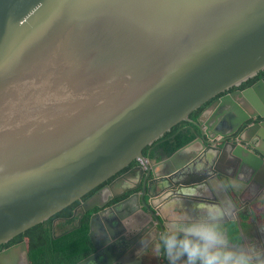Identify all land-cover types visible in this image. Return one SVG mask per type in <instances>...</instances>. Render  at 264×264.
<instances>
[{
    "label": "water",
    "instance_id": "water-1",
    "mask_svg": "<svg viewBox=\"0 0 264 264\" xmlns=\"http://www.w3.org/2000/svg\"><path fill=\"white\" fill-rule=\"evenodd\" d=\"M262 70L264 0H0V245L137 160L139 173L75 209L79 225L99 209L95 252L78 264H168L141 252L144 238L207 198L230 199L239 237L264 246V204L243 202L251 178L234 183L239 170L264 174V122L244 127L264 116V77L190 118ZM184 120L195 138L150 166L143 150ZM189 161L203 170L187 172ZM200 183L207 197L178 196ZM0 264H31L27 241L0 250Z\"/></svg>",
    "mask_w": 264,
    "mask_h": 264
},
{
    "label": "clouds",
    "instance_id": "clouds-1",
    "mask_svg": "<svg viewBox=\"0 0 264 264\" xmlns=\"http://www.w3.org/2000/svg\"><path fill=\"white\" fill-rule=\"evenodd\" d=\"M187 172L202 171L203 165L189 161ZM219 187L223 188V185ZM209 188L200 183L182 186L178 196L207 197ZM184 204V199L174 200ZM195 216L184 213L169 218L162 233L147 234L141 252L163 254L168 264H264V246L254 240L245 242L243 236L233 237L224 227L233 215L230 199L218 202L202 199L195 205Z\"/></svg>",
    "mask_w": 264,
    "mask_h": 264
},
{
    "label": "trees",
    "instance_id": "trees-1",
    "mask_svg": "<svg viewBox=\"0 0 264 264\" xmlns=\"http://www.w3.org/2000/svg\"><path fill=\"white\" fill-rule=\"evenodd\" d=\"M262 77H264V70L242 83L239 88L243 89L250 87ZM209 102L205 103V105ZM205 105H202L191 113L190 118L196 120ZM183 126L186 127L182 128ZM192 128L199 131L198 127L191 121H181L157 141L162 140L161 146L164 147L165 152L172 154L195 138L196 134L192 131ZM149 146L143 150V153L147 156L149 155ZM154 154L155 153H152V156ZM97 188L84 195L82 199L65 207L50 219L29 228L25 232L15 236L9 242L1 244L0 250L26 240L28 243L31 264H78L80 261L95 252V246L90 236V221L92 214L97 209L87 211L82 216L80 225L78 222L80 216L75 215V209L84 200L98 191ZM241 217L243 220H248V212L246 210L242 211ZM56 220L58 221L56 222ZM230 228L233 237H239L237 223L231 222ZM56 234H61V236L58 237Z\"/></svg>",
    "mask_w": 264,
    "mask_h": 264
},
{
    "label": "flooded vegetation",
    "instance_id": "flooded-vegetation-1",
    "mask_svg": "<svg viewBox=\"0 0 264 264\" xmlns=\"http://www.w3.org/2000/svg\"><path fill=\"white\" fill-rule=\"evenodd\" d=\"M244 83V82H243ZM248 87H246V88H239V86H234V87H231L230 89H227V90H225L224 92H222L221 94H219V95H217L215 98H213V99H211L210 100V102L208 103V104H210L213 100H215L216 98H218V97H221V96H223V95H226V94H232V93H234V92H236L237 90H245V89H247ZM207 104V105H208ZM205 105V104H204ZM207 105H205L204 106V108L207 106ZM203 108V109H204ZM203 109H202V111H203ZM201 111V112H202ZM200 115H201V113L198 115V117H197V119L200 117ZM196 119V120H197ZM195 120V119H194ZM262 122H264V116H260V115H258V116H255V117H252V118H250L246 123H245V126L244 127H246V126H248V125H255V124H257V123H262ZM186 126H183L182 128H185ZM243 130V128H241L238 132H236L235 134H233V135H230V136H228V137H226L225 138V140H223V138H219L220 139V144H222V143H224V142H230V141H235L236 142V140L238 141V139H239V137L241 136H244V133L242 134V131ZM173 136V135H172ZM161 142H162V140H160V141H156V142H154L152 145H150L149 146V149H148V156L147 155H145V156H147L148 157V164H150V166L151 165H153L154 163H156V161H158L159 159H160V156L161 155H163V154H165L166 152H165V149H164V147H162L161 146ZM246 145V144H245ZM152 153H155L153 156H152ZM151 154V155H150ZM140 165V162L139 161H137V160H135V161H133L128 167H126L127 169H123V170H121L120 172H118L116 175H114L113 177H111L109 180H107V181H105L104 183H102V185H99L98 186V190L99 189H101L102 187H104L105 185H107V184H109V183H111L112 181H114L115 179H117L118 177H120V176H122L123 174H126L127 172H130V171H133V172H135V173H139V169L137 168L138 166ZM146 173H147V171H146ZM146 173H145V175H146ZM248 173H250V172H243V171H241L240 172V170L238 171V172H236L235 173V176L236 177H239L240 176V174H242V175H245L244 177V181H247L249 178H251L250 180V182H249V186H248V188H247V191H248V189H251V195H248V196H244L243 195V199H246V198H248V199H251V206H256V205H258V204H264V186H262V187H260V184L261 183H263L262 181H264V174H262V176H260V173H257V174H253L252 175V172H251V175H249ZM200 174H202V173H200ZM242 177V176H241ZM240 178V177H239ZM212 180H214V178L212 179ZM137 182V181H136ZM135 181H133V182H129V184L128 185H134L135 183H136ZM123 187H125V186H123ZM120 190H123V189H120ZM139 190L140 191H142L141 190V187L139 188ZM246 191V192H247ZM133 192H131V193H129L128 192V194L126 195V196H129L130 194H132ZM126 196H124V197H126ZM124 197H120V198H117V199H115V200H113L111 203H109V205H111V204H113V203H115V202H117V201H120V200H122ZM257 203V204H256ZM190 204H195V203H193V202H190ZM194 206V205H193ZM99 209H97L96 211H98ZM189 215H193V216H195L196 215V213H193L192 212V210H191V212H189L188 213ZM255 231H264V224H262V225H258V226H256L255 227ZM91 264H95V262H91Z\"/></svg>",
    "mask_w": 264,
    "mask_h": 264
},
{
    "label": "crops",
    "instance_id": "crops-1",
    "mask_svg": "<svg viewBox=\"0 0 264 264\" xmlns=\"http://www.w3.org/2000/svg\"><path fill=\"white\" fill-rule=\"evenodd\" d=\"M241 176H242V177H241ZM244 176H245V175L240 174V176H239L240 178H239V179H235L234 183L237 184V187H238V188L240 187L241 189H244V188L246 187L245 182H244V178H245ZM260 176H262V175H260ZM242 180H243V181H242ZM243 195H244V196L251 195V189H248V191L245 192ZM250 201H251V199H248V198L243 199V202H244L245 204H250V203H251ZM187 204H188V205H187ZM183 207H184L186 210H188L189 208H191L189 203H185V204L183 205ZM169 211H170L169 208H166L165 211H164V209H163V213H164L165 215H169ZM188 212H191V211L188 210ZM180 213H182V211H181ZM182 214H183V213H182ZM234 214H235V213H234ZM234 214H233V215H234ZM231 217H232V216H231ZM231 217L228 218V219L226 220L225 223L231 224V222H235V221H232ZM262 223H264V222H262ZM262 223H261L260 225H262ZM229 234H230L231 236H233L230 227H229ZM137 259H138V258H137ZM135 261H136V260H135ZM135 264H141V263H138V262L136 261Z\"/></svg>",
    "mask_w": 264,
    "mask_h": 264
}]
</instances>
